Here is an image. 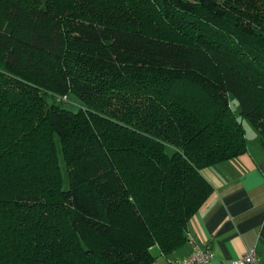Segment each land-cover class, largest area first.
Wrapping results in <instances>:
<instances>
[{
    "label": "trees",
    "instance_id": "obj_1",
    "mask_svg": "<svg viewBox=\"0 0 264 264\" xmlns=\"http://www.w3.org/2000/svg\"><path fill=\"white\" fill-rule=\"evenodd\" d=\"M244 119L264 147V0H0V264L168 257Z\"/></svg>",
    "mask_w": 264,
    "mask_h": 264
},
{
    "label": "crops",
    "instance_id": "obj_2",
    "mask_svg": "<svg viewBox=\"0 0 264 264\" xmlns=\"http://www.w3.org/2000/svg\"><path fill=\"white\" fill-rule=\"evenodd\" d=\"M202 174L212 192L190 218L188 237L213 251L211 264H233L251 249L256 264H264V147L259 136L251 143L247 137L244 154L206 167ZM189 251L186 240L168 257L159 253L153 264L182 260Z\"/></svg>",
    "mask_w": 264,
    "mask_h": 264
},
{
    "label": "built area",
    "instance_id": "obj_3",
    "mask_svg": "<svg viewBox=\"0 0 264 264\" xmlns=\"http://www.w3.org/2000/svg\"><path fill=\"white\" fill-rule=\"evenodd\" d=\"M190 245L189 253L182 260H168L167 264H211L214 257L213 251L209 247L199 245L193 238L188 237ZM257 254L254 249L248 250L239 259L233 261V264H256Z\"/></svg>",
    "mask_w": 264,
    "mask_h": 264
},
{
    "label": "rangeland",
    "instance_id": "obj_4",
    "mask_svg": "<svg viewBox=\"0 0 264 264\" xmlns=\"http://www.w3.org/2000/svg\"><path fill=\"white\" fill-rule=\"evenodd\" d=\"M230 105H231L233 111L236 114H238V111H239L238 103L232 96L230 98ZM243 124H244L245 130H246V135H247V137L249 139V142L250 143L251 142H256L258 136H257L255 127L246 119H244ZM57 145H58L57 146L58 147V158H59L60 169H61L62 178H63V188H67L68 187V173H67V169H66L65 163L63 161L62 154H61L62 152H61V149H60L59 141L57 142ZM151 251L157 257L159 256V251H158L157 247H155L154 249H151Z\"/></svg>",
    "mask_w": 264,
    "mask_h": 264
}]
</instances>
